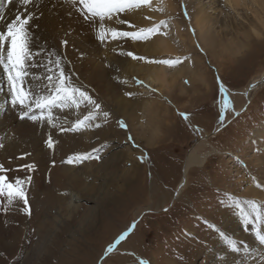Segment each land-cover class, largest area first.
<instances>
[{"label":"rangeland","instance_id":"1","mask_svg":"<svg viewBox=\"0 0 264 264\" xmlns=\"http://www.w3.org/2000/svg\"><path fill=\"white\" fill-rule=\"evenodd\" d=\"M210 1L202 0L214 18L211 24H216L215 32L220 30L224 33L217 37L220 41L214 55L210 56L206 49L207 55H203L196 43H192L194 50L185 52L182 49L181 41H185L186 33L193 29L190 27L188 30L187 25L195 27L189 8L191 0H171L173 10L168 9L170 13L166 14L158 13L161 16L159 20L172 18L171 28L178 43L167 40L182 53L156 55L145 52L143 48H135L131 42L125 46V49L127 47L137 54L153 58L190 55L194 68L191 62L174 69L150 67H164L168 75L189 68L190 73L194 70L205 75L207 87L198 92V83H192L186 70L176 84L165 86L162 95L157 93L151 98L130 99L125 92L143 91L145 97L148 93L133 82L132 87L125 85L121 82L125 80L122 73L111 71L114 65L109 59H115V42L107 48L101 46L95 39V29L82 23L77 18L78 14L69 15L75 12L64 0H35V7L31 10L39 16L33 27L37 47L63 54L66 71L75 73L79 78L77 82L98 98L104 110L111 115L99 129L74 133L80 141H68L71 143H68L71 156L100 149L101 159L68 164L69 180L64 190L58 193L60 200L39 209L32 226L30 217L21 219L19 207L5 214L3 209L10 206L7 203L0 205V243L3 244L0 264H140L141 260L148 264H264V245L256 236L258 230L264 233V219L243 223L241 217V240L238 242L233 241L231 234H221L225 229L224 214L239 218L235 206L228 202L230 196L264 203V188H257L253 182L255 179L256 183H264V142L254 144L251 138L256 128L264 127V86L255 93L249 105H246L244 97L245 89L252 81L264 77V39L255 38L250 31V25L254 24L262 29L264 35L261 23L264 22V0H259L260 5L245 0L247 6L237 7L236 14H229L221 7L224 0H212L213 9H210ZM185 5L191 17L190 24L183 15ZM227 22L239 30L237 33L240 35L236 33L235 36L240 39L244 35L238 24L251 33L253 43L247 53L237 51L235 42L229 43L233 35L229 26H223ZM51 35L57 40H50ZM39 38L52 41V47L45 48V43L50 44ZM61 40H67L68 44L65 46ZM222 44H227V49ZM128 60L125 59L119 68L126 73ZM217 67L230 88L235 111L241 113L237 117L230 112L219 130L220 97L213 71ZM34 71L42 73L43 69ZM152 86L158 89L154 83ZM182 86L186 90H182ZM155 100L169 107L167 117L164 116V108L144 107ZM81 111L85 110L82 108ZM181 112L190 114L191 126L181 118ZM13 118L15 125L31 124L28 125L27 120H19L15 111ZM73 119L75 117L69 116V120ZM119 119L128 123L129 132L118 126ZM4 122L0 125V144L4 145L0 148V164L10 169L9 176L27 175L22 173L26 164L33 163L36 169L44 167L50 153L45 141L55 129L35 124L33 133L37 134L26 139L16 133L15 127L11 129L13 122ZM195 128L200 131H195ZM129 134L134 137L135 144L140 145L139 148L128 141ZM192 152L197 155L211 153V156L202 167L190 169L185 183H182V195L175 199L183 180L186 158ZM141 155L145 157L143 163L139 159ZM75 195H80V198ZM133 223L136 224L134 231L115 252L105 256V249L122 233L129 231ZM15 234L18 240H13ZM225 236L228 239L217 250L214 245L216 238ZM229 241L241 247L239 252L232 251ZM245 247L248 248L247 253ZM249 256L254 259L248 260Z\"/></svg>","mask_w":264,"mask_h":264},{"label":"snow or ice","instance_id":"2","mask_svg":"<svg viewBox=\"0 0 264 264\" xmlns=\"http://www.w3.org/2000/svg\"><path fill=\"white\" fill-rule=\"evenodd\" d=\"M74 12L78 14L79 19L90 28L95 29V39L97 42L107 48L110 43L115 42L113 51L118 50V55L130 58L132 62L146 66H167L174 69L185 62H191L192 67L195 63L190 55L176 56L175 58H153L146 55H140L131 50H126L124 45L129 42L133 44L155 43L158 38L172 39L178 43L172 32V18L156 21L151 13L166 14V0H64ZM0 0V71H2L7 85V103L10 105L21 121H29L37 125H47L57 129L61 133H77L90 129H99L107 123L110 118V112L104 110L103 105L94 98L88 89L79 84L78 76L72 71H66L64 55L55 50L45 51L37 47L34 39L33 27L34 21L39 18L35 7V0ZM229 14H236L234 8L229 7L228 0H224L221 5ZM15 9V14L6 16L7 9ZM42 15V13H41ZM69 15H73L72 12ZM183 15L191 23V17L184 6ZM146 23L141 24L136 17ZM192 35H196L195 29H191ZM257 39H264V35L253 29ZM62 43L66 46L67 40ZM196 47L200 53L207 55L203 46L197 41ZM211 67V64L209 65ZM43 69L42 73L34 71ZM214 79L218 88L219 112H218V130L222 128L227 120V115L231 112L239 117L241 113L236 112L232 93L226 84L220 69L214 68ZM125 85L127 80L121 81ZM135 86L143 89L144 92L133 93L125 92L130 99L151 98L158 93V89L151 83L143 79L133 78ZM188 83V81H185ZM256 85H252L254 89ZM247 95V93H244ZM82 108L85 110L82 112ZM60 113H66L61 116ZM181 118L191 126L192 121L189 113H179ZM69 116L75 117L69 120ZM118 126L126 132H129V125L124 119L117 120ZM195 131H200L195 128ZM128 141L135 144L134 137L129 134ZM47 148L54 149L55 141L51 134L45 141ZM4 145L0 144V148ZM30 155V154H29ZM101 159L100 149L92 152L79 153L70 157L66 162L68 164L84 163L85 161ZM141 163L145 157H139ZM23 169L28 173L35 171V164H26ZM10 169L4 164H0V205L7 203L9 208L3 211L7 214L14 207L20 210L28 217H31L32 207L29 200V189L32 183V176L27 174L21 176H9ZM257 188H264V183H256ZM228 202L238 209L240 216L251 223L253 219H264V203L252 199L241 200L230 196ZM167 211V209H164ZM136 224L133 223L129 231L122 233L114 243L105 249V256L115 252L122 241L126 240L131 231H134ZM257 239L261 245H264V233L259 230L256 233ZM232 251L239 252V246L229 241ZM244 251L247 253L248 248ZM140 264H148L141 260Z\"/></svg>","mask_w":264,"mask_h":264},{"label":"bare ground","instance_id":"3","mask_svg":"<svg viewBox=\"0 0 264 264\" xmlns=\"http://www.w3.org/2000/svg\"><path fill=\"white\" fill-rule=\"evenodd\" d=\"M251 1H252L253 4H258V5L261 4V2H259V0H251ZM211 2L213 3L214 1L211 0L209 2L210 9H213V7H212L213 4H211ZM228 2H229V5L232 8H234L236 11L238 10L237 7H239V6H241V7L247 6L245 0H228ZM166 4H167V13H170L168 11V9H170V10L172 9L173 10L174 6H173L171 0H166ZM189 4H190L189 5L190 6L189 7L190 11L193 13L192 16H194V21L193 22H194V26L195 27H192L193 25H187V29L189 30L190 27L191 28H196L195 30H196L197 34L196 35H192V32H190V33L187 32L186 33L187 35H185V38H186L185 41L184 40L181 41L182 42V49H185V52H187L188 49L194 50V47H193L192 43L195 44V43H197V41H199V43L202 44L203 48L206 49L207 51H209V53H210L209 55L210 56H211V54L214 55V52L217 49V46L219 45V41H220L218 38H219V36L221 37V35L224 34V33H222L223 31H220V30L215 32L214 26L216 24L214 26H213V24H211V22L214 20V18H212V15H210L208 13L209 11L207 12V10H206L207 7L204 6L202 0H191V2H189ZM17 8H19L18 0H17ZM247 8H249V6ZM14 14H15V9H12V8L7 9L6 12H5V15L9 16V17L14 15ZM73 15H76V13H73ZM151 15H153V17H154V19L156 21H158L161 18V16H158V13H151ZM136 19L141 24L146 23L145 21L140 19L139 16H137ZM261 23H262L263 28H264V22L261 21ZM240 25L238 24V27H239L238 29H240L241 30V34L244 35V38H241V39L239 37L235 36L237 31L239 32V30H236L237 28L235 29L232 23L227 22V23L223 24V26L226 27V28H228V26H229V28L231 29V33L233 35V36H231V39L229 40V43L235 42V45H237L236 47L238 49L237 51H239V52H241L243 54V53H247L250 50V45H252V43H253L252 35L256 38L255 33L253 32V29H255L256 32L261 33V35H263V31H262V29H260L256 25L251 24L250 25V31L252 33V35H251V33H248V32L245 31L244 26L240 27ZM48 33H51V31H49ZM238 34L239 33H237V35ZM181 35H179V36L181 37ZM227 35H229V34H227ZM51 36L52 37L50 38V40H52V38L56 39L54 35H51ZM232 37H234V38H232ZM41 39L45 40L46 38H41ZM41 39L39 38V40H41ZM222 40H224V39H222ZM45 41L47 43H49V44L52 42V41L48 42V39L45 40ZM56 43H57V41H56ZM221 43H223V42H221ZM131 44L135 48H141V49L143 48V49H145L144 50L145 52L154 53L156 55H161V54L167 55V53L174 54L175 52H177V53L181 52L182 53L181 49H180V52H179V50H177V48L174 46L173 42H171L170 40L164 39V38L157 39L155 43L140 44V45L133 44V43H131ZM125 46H127V44L124 45V48H125ZM223 46L225 47V49H227L226 48L227 44H225ZM223 46H221V47H223ZM44 47L48 48V47H52V46H51V44H50V46H48L45 43ZM114 47H115V44H113V48ZM126 49H127V47H126ZM217 52H216V54H217ZM117 53H118V50L114 51V58L115 59H113V58L109 59V61L113 62V65H114L113 69L111 71L115 72L116 74H121L122 73V76L125 78V80L128 81V84H129L130 87H132L131 83L133 81V78L143 79V80H145L148 83H151V84L154 83L155 85H157L158 93L160 95H162V92H163L165 86L166 87H171L174 83L176 84V82H178L180 77L185 74L186 70L190 74L192 83L193 82H197L198 83V85H199L198 86V89H199L198 92H200L201 90H204V88L207 87V84H206L207 81H206L205 75H203V73H198V72H195L194 70H192L191 73H190L189 72L190 71L189 68H187V69H185V68L183 69L182 68V69H180L178 71H175V72H173V73L168 75L166 70L164 69V67H160V68L150 67L149 68L148 66L147 67L146 66H140L139 64H137L135 62H132L130 59L128 60V58L119 56ZM109 58H111V57H109ZM125 59H127L128 62H129L127 73H126L125 70L122 71V70L119 69L121 66H123L122 65L123 62L125 63ZM107 63L108 62H106V64ZM109 66H110V64H109ZM123 73H126V74L123 75ZM108 77H109V75H108ZM114 78H116V77H114ZM184 78H186V77H184ZM116 79H118V78H116ZM122 80H124V79H122ZM184 80L185 79H183V81ZM252 85H256V87L253 89ZM263 86H264V77H257V78H255L252 81L250 86H248L245 89V93H247V95L244 94L245 95L244 97H245L246 105H249L250 102L253 101V97L255 96V93H257L261 89V87H263ZM181 89L182 90H186V87L182 86ZM169 103H171V102H169ZM173 104H175V103H173ZM173 104H172V106L175 107ZM147 106H149V109H150L151 106L152 107L157 106V108H164V116L165 117H167L170 114L169 107L164 106V103L160 102L158 100H155L154 102H148V105H146V104L144 105V107L148 108ZM13 114H14V110L11 109L10 105L7 103L6 79L4 78L2 71H0V125H2L1 122H3V121H5L4 123L13 122V120H14ZM28 125L29 126L24 124L23 126L22 125L19 126V125H15L14 122H13L12 125H11V129H14L13 127H15V131H16V133L19 134L20 137L29 139L30 137H32V135L37 134V132L33 133V131H34L33 127L35 125L34 123L28 122ZM12 131H14V130H12ZM35 131H36V129H35ZM253 132L254 133L252 134L251 138L254 141L253 142L254 144H256V143L261 144L262 142H264V127H263V125L260 126L259 128H256ZM77 136L78 135H76L74 133H67V132L66 133H61L57 129H55V131H54V133L52 135V137H53V139L55 141V148L54 149H50V153L48 155V158L46 159V164H44V167L42 166V167H40L38 169H35V171L30 172V173H28L27 171H25L23 169V171H22L23 174L25 172L26 174H30V175L34 176V177H32V179L34 180V182L31 183L32 188L29 189V200H30V204H31V207H32V211L34 212V214H32V216L30 217V220L32 219L31 223H30V226L33 225V221H34L35 216L39 215V213H38L39 209H41V208L43 209V208L47 207L48 205H50V204L52 205L54 202H58L60 200V198H59L60 196L58 195V193L61 192L62 190H64V188L66 187V181L69 180V178H67V175H68V172H69L68 163L64 164V162H66L70 157H72L71 154H70L69 145H68V143H70V142H68V141L69 140L80 141L81 139H79ZM75 147H77V146H75ZM85 148H87V147H85ZM209 156H211V153L210 154H204V155H197L196 153L192 152V153H190L188 155V157L186 158L185 165L183 167V171H182L183 172V180L180 183V186H179V189H178L177 194L175 196V199L178 196L182 195L181 192H182V188L184 186L182 183H185V179H186L187 174L189 173L190 169L195 167V166L202 167ZM231 163L233 165H235L233 160L231 161ZM261 164L258 163V165H261ZM83 191H85V190L83 189ZM81 195H82V193H81ZM75 196L77 198H80L79 197L80 195H75ZM60 204H62V203H60ZM57 205H59V204H57ZM60 208H61V206H60ZM237 211H238V209H237ZM19 213H22V214H20V216L22 217L21 219L25 220V218L27 216L20 209H19ZM231 215H228V214L227 215H225V214L223 215L222 220L224 221L223 225H224L225 229H223V230L221 229L222 230L221 234L222 235L223 234H226V235H230L231 234L233 241H237L238 242V240H241V230L239 229V228H241V216L239 214V211H238V217L239 218H236V216L234 217L233 214H231ZM244 222H245V220L243 221V223ZM227 239L228 238H226V236L223 237V238L222 237L216 238V240L214 242V245L217 246L216 249L218 250L219 248H222V245L225 243V241ZM13 240H18L17 234H15V237H14ZM2 245L3 244L0 243V249H2ZM240 249H241V247H240ZM195 256H196V254L194 253L193 257H195ZM252 256L254 258L257 257V256H254V254H252ZM252 256H249L247 259L248 260L254 259V258H252ZM0 263H1V258H0Z\"/></svg>","mask_w":264,"mask_h":264}]
</instances>
